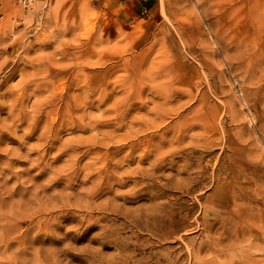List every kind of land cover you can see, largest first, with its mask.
I'll return each mask as SVG.
<instances>
[{
	"label": "rangeland",
	"instance_id": "1",
	"mask_svg": "<svg viewBox=\"0 0 264 264\" xmlns=\"http://www.w3.org/2000/svg\"><path fill=\"white\" fill-rule=\"evenodd\" d=\"M255 11L263 14L264 0H0V127L18 125L0 128V148L36 158L33 147L47 149L43 125L53 124L52 171L79 160L72 179L54 187L53 216L42 213L31 229L53 237L55 264L236 260L232 250L198 248L218 250L221 224H210L239 205L264 221V30L250 19ZM237 47L242 60L231 59ZM169 66L179 82H168ZM127 153L132 160L121 162ZM158 154L176 163L142 174ZM113 155L106 167L118 178L88 205L97 174L88 179L79 168ZM256 231L253 242L264 246V228ZM251 258L263 264L264 248Z\"/></svg>",
	"mask_w": 264,
	"mask_h": 264
},
{
	"label": "bare ground",
	"instance_id": "2",
	"mask_svg": "<svg viewBox=\"0 0 264 264\" xmlns=\"http://www.w3.org/2000/svg\"><path fill=\"white\" fill-rule=\"evenodd\" d=\"M250 19L254 21V19L260 20L258 24V28L262 32L264 30V25L262 26L264 20V12L260 14L255 11L249 15ZM260 32L258 31V35ZM260 50L259 57L260 60L264 59V46ZM247 52L240 50L238 47L233 55H231V59L242 60ZM264 63V60H263ZM232 66V64H230ZM256 63L252 66L255 67ZM166 66H161V69H165ZM250 68V67H249ZM168 74L172 73L169 76L168 82H179V78L174 77V70L172 67H168ZM256 70V68H253ZM89 95H87V98ZM130 97L127 96L126 100ZM125 102V97L123 99ZM79 108H81V104H77ZM117 111V109L115 110ZM21 112V111H20ZM35 118V116H34ZM194 117V120L191 121V126L194 127L198 125ZM53 124H44V134L45 137L43 144L46 143L47 149L51 151V149L56 145V141L53 137ZM18 125L13 124L12 126H1L0 128H7L14 132L17 131ZM38 127L37 122H32L30 124L29 130L24 133L26 137H29L30 134ZM9 135V134H8ZM3 136L2 129L0 130V138ZM137 137V135H134ZM138 138V137H137ZM15 141V139H14ZM19 143V146H22L23 142L21 140L15 141ZM41 145V144H40ZM127 145V144H123ZM124 147V146H123ZM120 144H118L115 148V151L123 148ZM96 151L100 150V145H97ZM35 153L36 158H33L32 154L26 153L22 155L18 148L12 149L8 145L6 147L1 145L0 148V264H55V256H54V239L53 237H48L47 239H43L39 235H34L31 232V229L35 226H41L42 221V213L47 214L48 217L53 216L54 210H56V205L58 204L57 197L54 194V187L61 179H65L66 181L71 180L78 170L77 162H79L78 157L75 158L70 157L66 159V161L73 162L68 170L69 172L64 171L59 173L58 171H52L53 161H56L57 157L50 156L45 161L46 155L48 154L45 149L44 151H40L39 146H35L32 148ZM65 154H68V150H66ZM133 158L131 153H127L122 156L120 159L121 162H129ZM147 158L146 155H141L140 160H144ZM176 156L174 154L165 155L158 154L154 157L153 167L150 171L144 172V175H150L151 178L155 177L161 168L165 166L167 160L170 161L173 165ZM51 159H54L51 161ZM116 157H100V163H104L101 167H106L108 161H113ZM45 161L42 164V161ZM29 164L27 169L24 170H16V164ZM97 161L93 160V162H88L79 168L81 172L84 173V177H91V175H96L97 184L93 186V189H88L84 193L85 199H87L86 203L90 199V195L93 196L94 193H97L99 188L102 185L111 186L113 181L118 178L117 172L112 171L106 167V169L101 172V167H94ZM119 163L114 161V169L118 168ZM33 168H38V174H34L35 176H30L29 181L32 182L30 186H20L18 182H21V178L30 174ZM73 169V170H72ZM27 171V172H26ZM26 172V174H25ZM122 180L123 178L120 177ZM12 181V184L10 182ZM109 186V187H110ZM190 184L189 191L193 188ZM68 197V195H66ZM62 201L65 202L64 197H62ZM233 217V218H230ZM212 219V218H210ZM252 220L254 222H252ZM27 224L24 229V224ZM221 224L217 229L220 236L218 240H215L214 249L211 246L202 245L198 249H206L209 253H216L217 255H221L226 250H232L234 255H237L236 260L231 259L225 264H261L259 260H255L251 258V253L257 251L258 249H263L264 246H258L253 242V236L257 235L256 227L260 229V232L264 228V221L261 219L260 213H253V210L250 211L247 207L240 206L237 208L236 213L233 215H228L224 217H217L214 220V224H210V227L215 228L216 224ZM222 229L221 231H218ZM264 234V231H263ZM50 236V234H49ZM264 239V236H263ZM41 243L40 247H36L37 244ZM244 247H250L251 251H243ZM241 260L243 262L241 263ZM264 264V263H263Z\"/></svg>",
	"mask_w": 264,
	"mask_h": 264
},
{
	"label": "built area",
	"instance_id": "3",
	"mask_svg": "<svg viewBox=\"0 0 264 264\" xmlns=\"http://www.w3.org/2000/svg\"><path fill=\"white\" fill-rule=\"evenodd\" d=\"M21 1H23L25 3H29L30 2V0H21Z\"/></svg>",
	"mask_w": 264,
	"mask_h": 264
},
{
	"label": "crops",
	"instance_id": "4",
	"mask_svg": "<svg viewBox=\"0 0 264 264\" xmlns=\"http://www.w3.org/2000/svg\"><path fill=\"white\" fill-rule=\"evenodd\" d=\"M140 1H141V0H138V2H140ZM143 1H145V0H143ZM138 4H140V3H138ZM144 10L146 11V8H144L143 11H144Z\"/></svg>",
	"mask_w": 264,
	"mask_h": 264
}]
</instances>
